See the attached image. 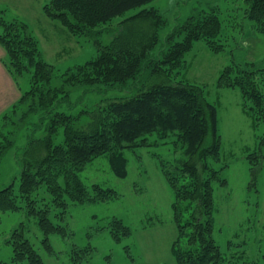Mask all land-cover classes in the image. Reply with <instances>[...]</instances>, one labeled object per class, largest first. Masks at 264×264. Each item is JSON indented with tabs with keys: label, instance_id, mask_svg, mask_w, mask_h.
Returning a JSON list of instances; mask_svg holds the SVG:
<instances>
[{
	"label": "rangeland",
	"instance_id": "1",
	"mask_svg": "<svg viewBox=\"0 0 264 264\" xmlns=\"http://www.w3.org/2000/svg\"><path fill=\"white\" fill-rule=\"evenodd\" d=\"M48 1L0 0V10L6 21L15 19L27 25L37 40L42 58L54 68L52 84L55 86L60 85L65 70L95 56L96 40L103 45L109 43L120 30L121 22L143 9L153 8L165 21L159 30L155 52L167 47L165 36L191 14L215 10L221 23L218 42L222 49L215 52L205 40H195L184 54L183 67L174 70L166 66L165 76H170L171 82L184 79L200 87L204 97L216 108L220 148L218 161L212 162L218 176L212 182V237L223 256V264H264L263 72L255 73L251 86L260 89L263 101L259 111L255 108L259 119L247 113L244 105L256 104L246 101L239 87L217 84L219 75L229 65L254 71L264 69V35L246 17L245 0H151L112 17L88 34H73L59 20L49 17L44 10ZM0 48L3 54L0 62L13 83L10 90L5 80L0 82V142L13 141V146L0 157V189L13 183L17 191L18 162L23 157L31 126L35 127L39 119L34 124L15 123L19 126L13 132L19 113L9 116V110L29 87L30 73L28 69L20 70L15 81L2 63L7 54L1 44ZM142 79L143 76L139 77L137 82ZM131 81L122 88L101 91L71 88L69 100L60 110L72 115L80 113L78 122L84 127L89 113L82 111H93L110 100L136 94L139 87ZM4 115L7 117L2 118ZM34 137H41V133H34ZM63 139V130L59 127L54 143H61ZM40 148L33 153L39 159L45 155V150ZM184 158V143L177 131L156 130L138 138L137 145L114 147L95 157L69 178L58 176L56 182L63 188L60 192L63 205L52 202L45 186L30 198L17 196L19 208L0 210V264H27L26 261L12 262L8 241L19 226L46 264H70L74 259L78 264H176L172 246L179 231L173 220L174 193L161 164L171 168ZM95 193L103 195L95 198ZM195 206V202L180 203L181 223L191 219ZM31 208H48L47 216L53 224L64 227V234L48 235L50 251L42 243L43 234ZM186 224L180 233L181 249L186 248L192 232Z\"/></svg>",
	"mask_w": 264,
	"mask_h": 264
},
{
	"label": "trees",
	"instance_id": "2",
	"mask_svg": "<svg viewBox=\"0 0 264 264\" xmlns=\"http://www.w3.org/2000/svg\"><path fill=\"white\" fill-rule=\"evenodd\" d=\"M149 1L49 0L44 10L69 32L88 34L112 17ZM245 6L246 17L264 35V0H245ZM2 12L0 10V44L7 54L2 63L10 75L13 74L15 81L20 70L28 69L30 73L29 87L9 110V116L19 113L13 132L19 125L27 122L34 124L39 120L35 127L30 123L31 133L23 146V157L18 162L17 191L13 189V183L0 189V210H15L18 207L17 196L30 198L31 194L37 195L43 186L55 205H63L60 193L63 188L56 182L58 176L69 178L95 157L114 147L120 149L137 145V139L148 133L175 130L184 143L185 158L177 160L171 168L161 164L174 193L173 220L179 231L172 253L176 264H223V256L212 237V182L218 179L212 162L218 161L220 148L216 108L204 97L200 87L184 79L171 82L170 76H165L166 66H172L174 70L183 67L184 54L195 40H205L212 51L222 49V44L218 42L221 23L215 10L191 14L165 36L167 47L155 52L159 30L165 21L153 8L143 9L123 20L120 30L109 43L103 45L96 40L95 56L65 70L58 86L52 84L53 66L42 58L37 40L28 31L27 25L15 19L6 21ZM31 68L32 71H29ZM256 72H263L264 77V69L254 71L240 65H229L219 75L217 84L220 87H239L245 100L256 104H245L247 113L259 119L256 113L263 105L260 89L251 88ZM141 76L143 79L137 82ZM130 81L137 82L139 88L136 94L110 100L93 111H82L89 113L84 127L78 122L80 113L72 115L60 110V106L69 100L71 88L101 91L122 88ZM59 127H62L64 139L61 143H54L53 137ZM36 132H40L41 137L35 138ZM12 143L7 139L0 142V157L13 146ZM40 147L45 150L41 159L33 155L34 150ZM100 195L95 193L94 197ZM29 200L35 202V199ZM186 201L196 203L191 214L198 216L191 215V219L183 221L192 232L186 248L181 249L179 239L184 223L180 221L183 214L180 203ZM185 208L189 209V206ZM31 209L30 213H35L43 234L42 243L50 251L48 235L53 232L64 234V227L53 224L47 216L48 208ZM125 232H129L126 227ZM8 242L12 247L13 263L46 264L23 235L22 226L13 230ZM82 253L85 254L86 250ZM70 264L78 262L74 259Z\"/></svg>",
	"mask_w": 264,
	"mask_h": 264
},
{
	"label": "crops",
	"instance_id": "3",
	"mask_svg": "<svg viewBox=\"0 0 264 264\" xmlns=\"http://www.w3.org/2000/svg\"><path fill=\"white\" fill-rule=\"evenodd\" d=\"M1 57H3V54H2V51L0 50V59H1ZM4 80L6 81L7 86H9V89L11 90L13 83L11 82L10 76L5 72V69L3 68V66H2V64L0 62V82L4 81ZM9 89L6 90L5 93L7 91H9ZM17 96H18V93H17Z\"/></svg>",
	"mask_w": 264,
	"mask_h": 264
}]
</instances>
